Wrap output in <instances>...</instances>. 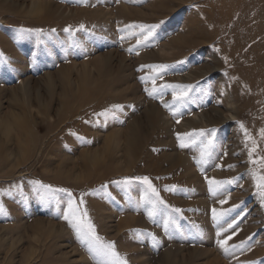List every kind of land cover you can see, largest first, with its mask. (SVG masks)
Returning <instances> with one entry per match:
<instances>
[{
  "label": "rangeland",
  "instance_id": "1",
  "mask_svg": "<svg viewBox=\"0 0 264 264\" xmlns=\"http://www.w3.org/2000/svg\"><path fill=\"white\" fill-rule=\"evenodd\" d=\"M31 1L53 10L32 12ZM167 2L0 0V203L6 209L0 264L104 260L63 218L69 199L77 205L83 199L97 235L113 242L127 264H209L213 258L264 264V202L256 179L264 176V0ZM163 6V14L143 11ZM139 25L159 27L138 44ZM182 29L203 39L182 59L167 57ZM151 51L163 55L162 64L153 63ZM109 52L110 67L101 74L108 87L100 90L103 69L89 64ZM119 56L128 68L116 73ZM156 65L168 67L157 74L150 67ZM153 78L157 87L191 85L188 100L173 105L171 88L149 95ZM115 105L114 115H97ZM149 105L159 109V122H148ZM200 130L204 136H196ZM208 139L213 143L202 159ZM170 155L185 162L172 168ZM143 176L169 206L152 219L151 205L140 202L144 186L116 183ZM206 178L234 183L212 191ZM213 209L226 214L214 221ZM169 215L175 223L166 228ZM228 236L237 247L226 254L217 241Z\"/></svg>",
  "mask_w": 264,
  "mask_h": 264
},
{
  "label": "snow or ice",
  "instance_id": "2",
  "mask_svg": "<svg viewBox=\"0 0 264 264\" xmlns=\"http://www.w3.org/2000/svg\"><path fill=\"white\" fill-rule=\"evenodd\" d=\"M163 23V21H161ZM141 29V35L143 36V39L137 40L138 44L144 43L148 37L152 35V33L155 31L159 25H139L138 26ZM81 28H83V25H81ZM21 32L28 31L26 29H20ZM39 31V30H37ZM55 31V30H53ZM66 32L71 31L70 28H65ZM146 33V35L144 34ZM131 51V49H129ZM2 59V57H0ZM154 69V71L157 72V74L163 73V71L168 67L167 65H156V66H150ZM143 79V78H142ZM153 87L148 91L149 95H154L157 93H163L164 89L171 88L172 89V104L176 106H182L187 100L189 91L191 90V85H161L157 87L155 85V78L152 79ZM168 105H166L167 107ZM120 106L115 105L112 106V108L105 109L103 112L98 113V116H104L108 117L110 115H114V110H119ZM173 115H175V112H173ZM179 122V121H177ZM241 129L244 128L243 124L240 125ZM215 129L210 130L212 134L215 133ZM204 130H200L196 133V136H204ZM262 137H264V129L260 130L259 133ZM247 135V133H246ZM191 133L184 134V137H191ZM250 138V137H249ZM178 140H182L183 137L180 135L177 136ZM213 141L211 139L207 140V143L204 144V147L201 149V158L203 159L206 157L209 152V148L212 146ZM186 143L181 142L180 147H186ZM255 148L251 149L249 152V155L251 156V152L254 151ZM207 179V178H206ZM258 180L257 188L260 190V196L262 198V202H264V176H259L256 178ZM133 182H139V184L144 186V195L140 197V202H147L151 205V209L147 213L149 219H152L158 212V210L163 207L164 209H168L169 206L165 203V201L160 197L158 189L152 184L151 180L147 176L143 177H133V178H124L121 181H118L116 183H120L121 185H124L126 188L130 187ZM207 182L212 189V191H215L216 188L220 187L224 183H234L233 180L229 181H217L215 179H207ZM37 185H39L43 189H47L49 191H53L50 186L48 185H42L39 181L35 182ZM166 191H173L175 190V186H166ZM54 191L59 192H66L65 189H55ZM5 193H0V195H3ZM67 195L71 198L72 194L70 192H67ZM83 195V194H82ZM221 203H224V201H221ZM84 201L81 199L79 201V205L76 204V202L72 199H69L68 202V209L64 212L63 218L68 221L69 226L75 231L79 238V242L82 245H85L89 252L94 253L95 255L99 257H103L104 260H101L98 262V264H127L125 260H123L122 257H120L119 253L115 250V245L113 242H104L101 240V238L97 235L95 226L91 222V220L88 217V213L86 210L83 209ZM180 209L178 208H171L170 212H174L179 214ZM0 214H6V209L4 208V205L0 203ZM225 212L217 213L216 209H213V220L218 221L223 215H225ZM169 223H175V219L169 215L168 221H166L165 227L167 228V225ZM192 227L199 232V226L193 224ZM229 227H232L231 224H229ZM219 235V233H218ZM231 239V236H228L227 238L223 240H218L217 244L219 247L227 254L230 250V248L237 247L236 245H229L228 241Z\"/></svg>",
  "mask_w": 264,
  "mask_h": 264
},
{
  "label": "bare ground",
  "instance_id": "3",
  "mask_svg": "<svg viewBox=\"0 0 264 264\" xmlns=\"http://www.w3.org/2000/svg\"><path fill=\"white\" fill-rule=\"evenodd\" d=\"M168 2L167 3H171L172 1L174 2V0H167ZM31 3V11L32 12H35V13H41V12H44V11H52L53 10V6H51V4H46V3H37V2H34V1H31L30 2ZM220 7V6H219ZM55 8H57V10H59V11H63V8L62 7H58V6H56ZM124 9V11H129L130 9H126V8H123ZM69 11H71V12H81L80 10H76V9H73V10H69ZM143 11H147L146 12V14L147 13H158V14H163V13H165L166 12V9L164 8V6L162 7V8H153V9H150V8H146V9H144ZM216 12H217V9H216ZM144 14V13H143ZM200 33V32H199ZM208 35V34H207ZM211 36V35H210ZM208 37V36H207ZM205 38V37H204ZM201 39H203V36H201V35H196V32L195 31H192V30H184V29H182L179 33H178V35H176L175 37H174V39L173 40H170L169 42V44H168V49H171V50H174V52L172 53H170V54H167V55H169V56H167V57H170V58H172V59H182L181 57H179V55L183 52V51H185V50H187V49H189L190 48V46H193V45H198V44H200V40ZM196 40H199V41H196ZM211 40V39H210ZM136 48V47H135ZM161 49V48H160ZM170 50V51H171ZM113 52V51H112ZM154 53L155 52H153V51H151V52H148L147 53V55H149V57L152 59V60H154V62L153 63H155V64H162L163 63V61L164 60H162L160 57H162L163 55H159V56H157V55H154ZM119 58H120V60H119V62H118V66H117V70H116V73L117 72H122V71H124L126 68H128V65H125V63H124V58L123 57H121V56H119ZM187 58V57H186ZM112 59V57H111V54H110V52H109V54H106L105 56H99V58L97 57L96 59H93L91 62H90V64L89 65H91V66H93V67H96V69H103L102 71L100 70V75L97 77V79L99 80V78H100V80L99 81H101L100 82V90H102L103 88H107L108 87V80H106L101 74H102V72H104L105 70H104V68L105 67H110L109 65H110V61H112L111 60ZM187 59H189V58H187ZM169 60V59H168ZM210 64V63H209ZM214 65V64H213ZM212 65V66H213ZM86 67H89V66H85V68ZM83 68H84V65H83ZM209 69V68H208ZM206 71V70H205ZM209 71H210V69H209ZM98 72V71H97ZM208 72V71H207ZM48 74V73H47ZM105 75V74H104ZM108 76H111L109 73L108 74H106V77H108ZM103 77V78H102ZM49 78H50V76H49ZM113 78V77H112ZM188 78V77H187ZM190 78V77H189ZM192 78V77H191ZM82 79H83V77H82ZM105 79V80H104ZM117 79H120V76L117 78ZM174 79H176V78H174ZM186 79V78H185ZM49 80V79H48ZM104 80V81H103ZM186 81H188V80H186ZM48 83H51V82H48ZM99 90V91H100ZM157 106H158V104H157ZM47 114V113H46ZM146 116H147V118H148V122H159L160 121V119H161V114H160V112H159V109L155 106V105H149L148 107H147V113L145 114ZM26 120H28V119H26ZM209 121H212L211 119H209ZM196 123V122H195ZM191 124V123H190ZM129 129H131L130 131L132 132V130H133V128L132 127H129ZM30 130V129H29ZM129 136V137H128ZM128 138L126 139L127 141H131L132 140V138H133V132L130 134H128ZM132 150V149H131ZM166 158L168 159V161H170L171 163H172V168H177L178 166H179V164H183L185 161H184V159H183V157L182 156H180V155H177V156H173V155H170V156H166ZM189 177L190 178H194V180H193V183H198V181H199V177L196 175V173L195 172H193V173H191V174H189ZM209 264H216V263H220V261L218 260V259H216V258H213L212 260H210L209 262H208Z\"/></svg>",
  "mask_w": 264,
  "mask_h": 264
}]
</instances>
